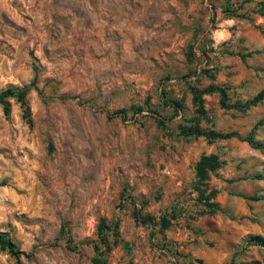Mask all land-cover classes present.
I'll use <instances>...</instances> for the list:
<instances>
[{"label":"rangeland","instance_id":"1","mask_svg":"<svg viewBox=\"0 0 264 264\" xmlns=\"http://www.w3.org/2000/svg\"><path fill=\"white\" fill-rule=\"evenodd\" d=\"M177 2L0 0V264H264V102L191 94L264 90V0Z\"/></svg>","mask_w":264,"mask_h":264},{"label":"trees","instance_id":"2","mask_svg":"<svg viewBox=\"0 0 264 264\" xmlns=\"http://www.w3.org/2000/svg\"><path fill=\"white\" fill-rule=\"evenodd\" d=\"M230 0H226V2H229ZM26 93V88L21 89H15V88H6L5 90L0 92V106L2 109L3 114L6 116L9 113V104L7 102L10 98H15V100L21 105H24V95ZM191 94L193 96V102L200 104L201 103V95H208V94H217L219 98V105L221 108H224L226 110L228 109H235L237 111H244L250 106H254L256 104H259L261 102H264V90H261L259 93H257L251 100L245 102L244 104H227V99L225 95V90L220 87H214V86H207L201 91L191 89ZM168 106V105H167ZM178 105L176 104V107ZM25 113H28V110L24 109ZM119 115V114H118ZM121 118L123 115L120 116ZM29 124V120H27ZM178 135L182 138H198L203 137L207 139L208 141H216V140H226L234 138L238 141H244L247 145L254 148L256 147V144L253 142L251 134H249L246 137H240L235 132H227V133H220L216 132L214 130H202L198 127V125H188V126H180ZM214 165V158L212 156L209 157H201L198 162L195 164V176L197 177V181L202 184V181L206 179V171L207 169L212 170ZM262 177L256 176V179H261ZM195 189H197V185H195ZM210 196H214V192L210 193ZM252 200H257L256 197L250 198ZM210 209H216L217 205L215 203H209L208 206ZM213 211V210H211ZM163 219V218H161ZM150 219H146L144 223L146 224ZM116 226L114 225L112 228H108L107 226H104L103 222L97 225V233L99 235H102L103 231L112 232L113 229H115ZM105 234V233H104ZM106 235V234H105ZM102 237V236H100ZM106 238V237H105ZM105 238H100L99 242L100 245H102L105 248V252H107L110 248L107 244V241ZM257 238L252 237L250 241L257 242ZM113 242L116 244V239L113 240ZM263 244V242H261ZM95 252H98L97 245L93 246ZM0 250L6 251L12 256H17L18 252L14 250L13 245L9 242L6 235L4 233L0 232ZM93 264H101L98 260L92 259Z\"/></svg>","mask_w":264,"mask_h":264},{"label":"crops","instance_id":"3","mask_svg":"<svg viewBox=\"0 0 264 264\" xmlns=\"http://www.w3.org/2000/svg\"><path fill=\"white\" fill-rule=\"evenodd\" d=\"M162 1L164 3L161 6L160 14L162 15V19L164 20L165 18L170 17L169 9L177 11L180 5L178 4L177 0H162Z\"/></svg>","mask_w":264,"mask_h":264}]
</instances>
